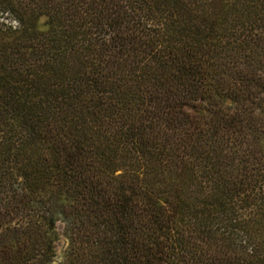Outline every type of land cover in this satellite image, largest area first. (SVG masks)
<instances>
[{
    "label": "trees",
    "instance_id": "trees-1",
    "mask_svg": "<svg viewBox=\"0 0 264 264\" xmlns=\"http://www.w3.org/2000/svg\"><path fill=\"white\" fill-rule=\"evenodd\" d=\"M0 264H264V0H0Z\"/></svg>",
    "mask_w": 264,
    "mask_h": 264
},
{
    "label": "rangeland",
    "instance_id": "rangeland-1",
    "mask_svg": "<svg viewBox=\"0 0 264 264\" xmlns=\"http://www.w3.org/2000/svg\"><path fill=\"white\" fill-rule=\"evenodd\" d=\"M60 229V228H59Z\"/></svg>",
    "mask_w": 264,
    "mask_h": 264
}]
</instances>
